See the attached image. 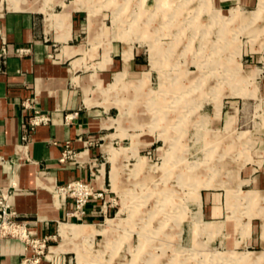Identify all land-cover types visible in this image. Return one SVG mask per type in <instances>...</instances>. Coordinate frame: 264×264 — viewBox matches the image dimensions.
Here are the masks:
<instances>
[{"label": "rangeland", "instance_id": "374dc122", "mask_svg": "<svg viewBox=\"0 0 264 264\" xmlns=\"http://www.w3.org/2000/svg\"><path fill=\"white\" fill-rule=\"evenodd\" d=\"M71 3L97 28L94 46H105V62L111 40L120 48L114 57L128 46L124 58L133 53L140 64L101 89L103 105L126 111L110 123L126 124L121 136L132 137L104 146L109 154L97 160L111 162L106 210L98 221L68 220L90 228L69 237L57 228L51 250L64 252L65 264H264V246L226 239L248 219L247 235L249 218L264 215V180L251 179L264 174V0ZM202 197L217 198L229 214L241 207L230 219L235 229L210 221ZM109 223L107 232L92 230Z\"/></svg>", "mask_w": 264, "mask_h": 264}, {"label": "crops", "instance_id": "0c3cea01", "mask_svg": "<svg viewBox=\"0 0 264 264\" xmlns=\"http://www.w3.org/2000/svg\"><path fill=\"white\" fill-rule=\"evenodd\" d=\"M71 1L53 0L44 10V0H29L32 8H9L4 0L0 10V48L5 41L10 50L5 56L0 53V186L10 191L16 219L32 224L36 235L50 239H54L57 228L60 234L61 223H82L68 221L76 219L66 214L72 199L58 194L57 186L78 178L95 187L105 186L108 180L111 184L110 160L108 165L105 162L99 165L97 160L108 153L104 146L111 143L116 147L118 140L122 144L129 138L132 141V137L121 136L126 124L110 123L126 111L120 112L115 105H103L101 89L111 83L108 80L115 78L116 73L120 72V77L133 74L134 65L140 64L134 61L133 53L124 58L128 46L121 49V57H114L120 48L111 40V60L105 62V46H94L97 28L90 27L85 9L73 8ZM50 12L63 14L67 21L56 24L48 16ZM16 46H30V51L15 54ZM25 99L29 106L23 104ZM34 109L48 112L50 119L39 124L26 143H22V122ZM132 128L127 130L132 132ZM66 147L71 154L61 161ZM251 179L264 180V174L252 175ZM259 199L263 198H257L256 204L262 206ZM201 203L210 221L224 224L229 232L235 229L231 217L239 219L244 213L238 206L239 211L229 214L217 198L202 197ZM85 208V218L101 219L100 199L91 198ZM256 217L262 219L264 215L249 218L247 235L241 227L248 219L237 223L241 234L233 238L231 232L227 242L233 247L242 243L264 246V224ZM31 252L18 238L0 237V264H21L22 258ZM62 263L65 264V257ZM37 264H50V260L44 256Z\"/></svg>", "mask_w": 264, "mask_h": 264}, {"label": "built area", "instance_id": "2783aa9c", "mask_svg": "<svg viewBox=\"0 0 264 264\" xmlns=\"http://www.w3.org/2000/svg\"><path fill=\"white\" fill-rule=\"evenodd\" d=\"M30 51V46H16L13 48V53L22 55ZM10 52L7 43L3 41V45L0 48V53L2 56L7 55ZM50 55H52L50 53ZM25 106H29L27 99L23 100ZM50 115L46 111H40L39 109H34L33 112L22 122V132L20 139L22 143H26L29 139L30 134L35 130V128L42 123L48 122ZM71 154V149L66 147L60 160H64ZM96 164V162H95ZM97 167V165H96ZM98 169V168H97ZM55 191L62 197H70L72 199V205L66 214L69 216H74L76 219H83L86 216V204L91 199H100L101 210L105 212L106 202L109 200L107 198L108 188L106 186L95 187L90 181L84 179H73L59 185L55 188ZM10 191L6 187L0 186V237H15L22 240L25 246L32 249L29 255H25L21 264H37L39 260L47 256L50 260V264L61 263L64 256L62 251L50 250L48 240L49 236H38L32 227L24 221H19L16 219L17 212L12 207L10 202ZM55 239L56 233L53 234Z\"/></svg>", "mask_w": 264, "mask_h": 264}, {"label": "bare ground", "instance_id": "6f19581e", "mask_svg": "<svg viewBox=\"0 0 264 264\" xmlns=\"http://www.w3.org/2000/svg\"><path fill=\"white\" fill-rule=\"evenodd\" d=\"M111 227H112V224L109 223L106 226L104 225L102 227H99L98 229L92 228V230L99 231V232H107ZM88 228H90V227L78 226V225H74V224L61 223V225H60V234L62 235V237L80 235V234H83L84 231L87 230ZM49 248H50V250L52 249V244H50Z\"/></svg>", "mask_w": 264, "mask_h": 264}]
</instances>
